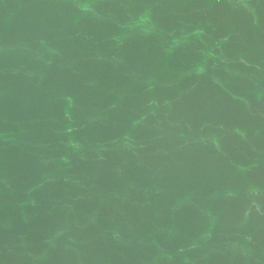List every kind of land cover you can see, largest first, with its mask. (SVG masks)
I'll return each mask as SVG.
<instances>
[{"label": "water", "instance_id": "95a60500", "mask_svg": "<svg viewBox=\"0 0 264 264\" xmlns=\"http://www.w3.org/2000/svg\"><path fill=\"white\" fill-rule=\"evenodd\" d=\"M0 264H264V0H0Z\"/></svg>", "mask_w": 264, "mask_h": 264}]
</instances>
